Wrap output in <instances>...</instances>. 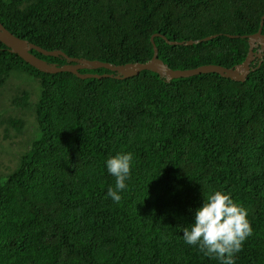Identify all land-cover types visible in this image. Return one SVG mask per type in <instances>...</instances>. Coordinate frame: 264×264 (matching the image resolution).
Returning a JSON list of instances; mask_svg holds the SVG:
<instances>
[{"label": "trees", "instance_id": "16d2710c", "mask_svg": "<svg viewBox=\"0 0 264 264\" xmlns=\"http://www.w3.org/2000/svg\"><path fill=\"white\" fill-rule=\"evenodd\" d=\"M263 16L264 0H0L2 24L47 50L147 62L154 35L173 69L241 64L250 47L243 36L258 32ZM252 66L245 81L218 73L166 80L149 70L81 79L40 71L0 41V90L13 73L38 87L34 101L29 90L11 100L33 123L0 112L8 132L32 126L14 167L0 171V264H220L185 244L180 229L217 189L248 210L252 232L234 264H264V57ZM118 151L133 160L113 202L105 160Z\"/></svg>", "mask_w": 264, "mask_h": 264}, {"label": "clouds", "instance_id": "9594fccd", "mask_svg": "<svg viewBox=\"0 0 264 264\" xmlns=\"http://www.w3.org/2000/svg\"><path fill=\"white\" fill-rule=\"evenodd\" d=\"M133 154L116 152L105 160L106 171L114 177V185L106 191V198L119 202L130 176ZM179 226V225H178ZM185 244L198 247L205 256L220 264H234L235 255L251 235L248 210L224 190L210 191L192 211L191 222L180 226Z\"/></svg>", "mask_w": 264, "mask_h": 264}, {"label": "water", "instance_id": "95a60500", "mask_svg": "<svg viewBox=\"0 0 264 264\" xmlns=\"http://www.w3.org/2000/svg\"><path fill=\"white\" fill-rule=\"evenodd\" d=\"M264 24V16L262 17L261 27L258 32L251 35H244L249 42V52L246 59L239 65L234 67H225L218 64H205L196 68L189 69H173L169 67L162 59L158 57V48L154 43V35L151 37V41L154 46V53L152 58L147 62H131L120 65H115L109 62H103L100 60H90L86 58H77L67 55L62 50H47L39 45L30 42L27 39L20 38L8 30L0 21V41L7 46V48L19 55L24 61L37 68L40 71L46 73H58V72H71L81 79L85 78H103L111 76L115 78H128L140 74L144 70H149L158 73L162 78L166 80L176 78H186L191 76H197L206 73H218L225 78H230L235 81H245L249 73L256 69L252 66V62L256 57H264V34L262 33V26ZM159 35V34H156ZM216 35L208 36L198 40H187V41H170L167 42L175 45H192L199 43L203 40H209ZM234 36V35H229ZM258 46L255 51L254 48ZM31 50H37L38 52L47 55L64 57L67 62L59 65L57 63H49L46 60L35 55ZM262 61L258 64L260 66ZM105 68L113 73L108 74H95V73H82L84 69H100Z\"/></svg>", "mask_w": 264, "mask_h": 264}, {"label": "rangeland", "instance_id": "374dc122", "mask_svg": "<svg viewBox=\"0 0 264 264\" xmlns=\"http://www.w3.org/2000/svg\"><path fill=\"white\" fill-rule=\"evenodd\" d=\"M22 90L31 92V99L34 101L38 95L37 81L27 75L13 73L8 79L7 84L0 90V112L3 117L11 115L23 117L33 123L32 111L27 109H14L11 100L14 95ZM5 124H0V171L8 172L16 164V158L30 139L32 126L27 124L22 133H16L15 130H6ZM8 133H10L9 136ZM26 141V142H25Z\"/></svg>", "mask_w": 264, "mask_h": 264}, {"label": "bare ground", "instance_id": "6f19581e", "mask_svg": "<svg viewBox=\"0 0 264 264\" xmlns=\"http://www.w3.org/2000/svg\"><path fill=\"white\" fill-rule=\"evenodd\" d=\"M230 79V78H229Z\"/></svg>", "mask_w": 264, "mask_h": 264}]
</instances>
